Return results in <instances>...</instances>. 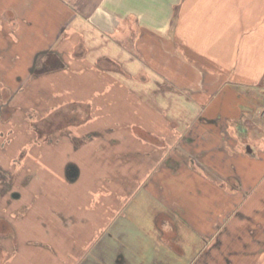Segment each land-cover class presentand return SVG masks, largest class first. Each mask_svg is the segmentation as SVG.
<instances>
[{
  "label": "crops",
  "instance_id": "1",
  "mask_svg": "<svg viewBox=\"0 0 264 264\" xmlns=\"http://www.w3.org/2000/svg\"><path fill=\"white\" fill-rule=\"evenodd\" d=\"M2 1L0 5H5L4 8L26 10L25 17L16 15L15 18L17 23L24 21L29 26L30 32L28 27L26 32L30 36L38 32L35 26L39 24L35 20L38 13L36 11L35 14L34 10L41 8L44 18L40 23L41 34L36 35L43 42L34 48L35 56L56 54L63 66H54L44 73L62 71L64 75L54 77L50 83L51 87L57 88L56 92L43 88L44 101L34 100L31 105L28 104L31 98L24 94L35 70L32 68L30 76L22 81L17 78L19 86L16 85L18 89L14 91L16 104L20 107L17 117L25 120L23 124L26 127L23 125L17 129L15 146L8 149L0 147V164L3 167L13 165L10 157H17L23 163L15 168L12 192L0 193V218L12 224L11 228L2 227L4 222L0 221V264H264V126L257 122V119H264V0ZM0 18L4 20V17ZM90 33L95 39L90 38ZM28 35L25 39H35ZM14 40V57L17 59L21 55L18 51L19 38ZM103 59H110L115 65L105 66ZM94 67L98 73L96 76L87 73ZM146 72H157L160 77L162 73H168L169 81L166 76H163L164 79L148 80L144 76ZM76 75L79 77L78 87L81 80L93 83L90 87L94 90L87 93L89 95L79 96L78 89L65 87V81L76 79ZM42 80L46 82L48 76H43ZM120 87L129 94L134 91L139 98L138 104L143 102L156 113L163 114L162 109L166 108L163 103L168 101V111L174 113L175 121L180 119L178 104L186 103L188 112H191L188 115L200 124L203 120L208 123L233 118L227 115V112L235 113L236 105L232 102L227 112L212 104L219 98L225 99L226 89L236 90L234 96L237 100L243 95L239 92L241 88L249 89L246 95L250 106H253L250 114H254L255 123L249 128L251 141L246 144L245 153L242 154L238 147L231 152L227 147L218 149L220 168L222 173L225 172L220 176L221 180L235 184V188L229 189L223 182L217 183L204 160H198L196 166L177 175L171 166H163L161 157L157 159L156 154L149 155L151 150H147L148 157L157 169H153L150 177H145L150 169L146 161H142V166H132L131 175L127 163H121V172H109L111 185L115 184L114 173L117 172L116 176H120L118 183H128L132 176L133 183L144 184L145 188L153 181L158 182L156 175L161 178L163 169L169 168L170 192L178 193L182 200L181 207L175 209L176 216L180 214L185 222L177 225L172 217L162 221H168L172 226L178 246L184 244L185 235H192L186 238V245L188 239L191 246L201 242V251L186 257L171 248L161 256L160 248L153 247L154 236L147 232L151 229H141L140 225L136 230L146 243L139 235L129 242L123 241V236L129 231L121 218L126 213L114 212L112 207L108 209L107 206L102 221L96 213L91 227L82 230L93 234L88 238L85 234L84 245L73 241L67 249L61 250L62 257L57 259H20L25 244L34 243L33 246L40 248L37 244L44 241V238L29 235L38 230L32 228L30 232L27 226L30 213L39 205L40 198H32L22 192L32 181L29 151H25L26 147H31L27 144L30 134L26 133L30 125L29 113L40 114L39 117L54 113L63 115L66 111L61 107L66 103H86L90 110L102 107L93 103V96L103 90L107 94L113 90L115 94H123ZM241 110L239 107L238 112ZM63 119H66L64 115ZM170 119L172 122L173 117ZM149 132L155 135L162 133ZM22 135L24 137L20 138ZM59 136H53L57 138L53 145L60 142L62 137ZM40 146L44 148V143ZM145 151L138 150L143 152L144 157ZM113 188H110L111 198L114 197ZM13 189L18 191L16 196ZM77 211L70 209L66 214L75 217ZM79 214L81 217L77 220L72 218L70 223L64 219L65 229L71 231L77 225L74 222L80 221L83 225L88 221L90 215ZM67 225L71 227L67 228ZM10 230H13L14 238L7 237ZM118 232L124 233L121 237L123 243L118 239L115 241ZM114 248L122 250L115 253Z\"/></svg>",
  "mask_w": 264,
  "mask_h": 264
},
{
  "label": "rangeland",
  "instance_id": "2",
  "mask_svg": "<svg viewBox=\"0 0 264 264\" xmlns=\"http://www.w3.org/2000/svg\"><path fill=\"white\" fill-rule=\"evenodd\" d=\"M2 3H4V0ZM3 6L5 7V5ZM4 7H0V16L4 17V20L0 18V86L11 84L13 87L10 86V88L15 91L16 85L19 86L17 78H20L21 81L24 78L26 79L27 76H30L32 68L34 69L32 64L34 63L35 65L37 61V56H35L36 49L34 48H37L43 42L39 40V35L36 34H41L42 24L40 23H42L44 17L41 16V8H35V14L36 11L38 13L35 20L39 21V24L35 25L38 32H33L35 34L30 36V33L28 35V32H26V27H28L29 31V26L24 21L17 23L15 18L16 15L25 17L26 10L20 7L18 9H15V7L11 9ZM14 30L17 32L15 33ZM92 34L90 33V38L95 39ZM27 35L29 38L34 37L35 39L33 41L25 39ZM16 37L19 38L18 51L21 52L17 59L14 57L16 51L13 43ZM103 63L105 66L115 65L110 59ZM44 72L46 71L43 69H36L33 72L24 94L28 99H32L28 100V104L34 100L44 101V95L41 90L46 89L56 92L57 88L51 87L50 83L54 77H63L64 75L62 71ZM87 73L95 76L98 74L96 67ZM45 75L48 76V80L43 82L42 78ZM78 75L74 76L76 79L66 80L65 87L78 89L79 96L89 95L87 93L94 90L90 87L93 83L89 81L88 84L81 80V86L78 87ZM162 75L166 76V78L160 77L161 75L157 72H146L144 74L148 80L165 78L169 81L168 73H162ZM1 88L0 92L2 95L9 94V88ZM119 90L123 94H115V90L107 94L103 90L101 94L93 96V103H99L102 107H95L94 109L92 107L90 110V108L87 109L89 105L85 106L86 103H81V105L66 103L61 107L66 111L63 114L66 119H63L61 113L59 116L56 113L51 114L54 119L62 122L61 126H64L63 129L56 131L53 135L54 137L58 135L62 137L58 144L53 145L51 143L49 145L48 142H44V148H42L38 140L40 135L35 139L37 134L36 131L34 132L33 142L35 145L30 148L28 156L32 181L22 192L32 198H40L39 205L30 213V220L27 226L30 232H32V228H37L38 230L29 235L39 236L44 238V241L37 244L40 248L33 246L34 243L25 244L20 259H29L31 257L35 260L57 259L62 257L61 250L67 249V246L71 245L73 241L77 240L78 243L84 245L86 235L88 238L93 234L92 232L86 234L82 230L86 229V227H91L96 213L98 219L102 221L104 219L103 213L107 206L108 209L112 207L114 212L126 213L121 218H123L124 225L129 228L126 234L127 237L124 233L118 232L115 235V241L118 239L120 243H123L121 237L124 235L123 241L129 242L133 237L139 235L136 228H139L138 226L140 225L141 229H148L147 227L151 229H148L147 232L149 235L154 236L155 242L152 245L160 248L161 256L168 253L171 248L186 257L194 256L201 251V242H195V245L191 246L189 245L190 239H188V244L186 245V238L192 235H185L183 237L184 244L178 246L174 240L175 231L162 224V219L166 217H172L177 225L185 222L180 214L176 216L178 214L176 212L177 207H181L182 200L177 195L178 193L170 192L169 178L171 174L168 170L169 168L163 169L161 178L156 175V179L158 182L161 179V183L153 181L145 185L146 189L143 187L144 184L133 183L132 176L129 179V184H121L120 181L118 183L120 176L119 178L116 176L117 172L114 173L115 184L111 185L109 172L113 170L114 172L116 170L121 172V163H127L130 165L128 170L131 172L129 175H131L133 172L131 171L132 166H135L134 168L138 164L142 166V161H146V165H150V169L147 170L145 177H150L153 169L156 170L157 168L154 167V163L151 165V159L148 156L154 154H156L157 159L161 157L163 166H171L172 171L177 175L186 172L187 168L190 170L191 167L196 166L198 160H204L205 164L210 166L209 173L210 175H215L217 183L223 182L227 188H235V184L221 180L220 176L225 172L222 173L220 168L218 149L227 147L231 152V149L238 147L242 150V154L245 153V146L251 141L249 128L255 123L254 114H250V111H253V106H250L246 95V91L248 92L249 89L241 88L239 92L243 93V95L238 100L234 96V94H237L236 90L226 89L227 95L230 94L231 96L226 95L224 100L219 98L212 104L216 108L227 112L232 102V105H236V110H233L235 113L227 112V115H232L233 118L222 121L214 120L208 123L203 120L201 124L198 120L195 121L192 119L193 117L189 116L191 112H188L186 103L178 104L179 120H181L179 122V120L175 121L174 113L171 114L168 111V101L163 103V106L166 107L162 109L163 114L161 112L156 113L147 104L143 102L138 104L139 98L134 91L129 94L125 88L121 89L120 87ZM118 94L119 97H117ZM32 104L34 105V102ZM75 107L77 109L73 110ZM239 107L242 109L241 112H238ZM35 114V117L39 118L40 114ZM70 115H76V117L73 119ZM192 115L194 116V113ZM258 116L260 117L259 114ZM170 117H173L172 122ZM261 119H257L258 125L264 126V119ZM186 125H189V127ZM24 127H26V124H24ZM149 131L162 133L155 135ZM91 133L97 134L90 137ZM85 135L88 136L85 137ZM22 137L24 135L20 138ZM27 139L29 140L30 137L27 136ZM16 144L17 141L13 146ZM138 150L145 151V157L143 152H138ZM147 150L152 152L149 153ZM42 152L44 154L41 157ZM113 163L117 164L113 166ZM111 166L114 168L111 169ZM72 168L75 169L73 174L69 171ZM205 171H207L206 168ZM26 173L28 176L27 171ZM110 188H113V198H111ZM70 209L81 210L77 211L76 216L73 217L66 214V211L68 212ZM178 211L181 213L180 210ZM79 213L90 215L88 221L83 223V225L82 223L80 224V221L74 222L77 225L71 231L65 229L64 219L66 218V223H70L72 218L77 220L81 217ZM84 224L88 225L85 226ZM69 227L71 226L67 225V228ZM182 229L186 230L185 228ZM188 232L184 233L187 234ZM139 236L143 238L142 235ZM143 241L146 243L145 238H143ZM114 250L115 253H118V250L122 249L114 248ZM38 261L40 262V260Z\"/></svg>",
  "mask_w": 264,
  "mask_h": 264
},
{
  "label": "flooded vegetation",
  "instance_id": "3",
  "mask_svg": "<svg viewBox=\"0 0 264 264\" xmlns=\"http://www.w3.org/2000/svg\"><path fill=\"white\" fill-rule=\"evenodd\" d=\"M36 60L37 61L34 65V70L36 69L47 70L54 66L55 67L63 66L57 55L54 53L37 56ZM1 87L9 88L8 95H2L0 92V147L3 146L5 147V149H8L15 143L16 130L19 129V126L22 127L24 125L23 121L25 120L21 121L17 117V111L19 110L20 107L18 106V104H16L17 98L15 97L16 96L15 92L12 91V89L10 88V85L0 86V90L2 89ZM70 117H73L74 119L76 115L73 116L70 115ZM70 117H68V119H70ZM28 118L30 125L26 128L27 129L26 133L30 134V139L27 142V144H29L31 147L35 145V143L33 142L35 131L37 134L35 139H37V137H39L40 135L38 140L40 141L39 145H41L44 142H48V143L55 142L54 140L57 138L53 137L54 133L56 131H59L60 129H63L64 127L61 126L62 123L61 121H57L50 115H45L43 117L37 118L33 113H29ZM94 134L97 133H91L90 137L93 136ZM87 136L88 135H85V137ZM26 148L27 149H25V151L30 150L29 146ZM10 158L13 165H9L8 167H3V165L0 164V193L8 192V191L12 192V187L16 176L15 168L18 166V164L23 163L22 161H18L17 157H10ZM69 171L71 174L75 173L74 168L70 169ZM13 195L16 196L17 193L14 192ZM0 221L4 222L2 227L11 228L12 224L10 223V221L5 220L4 218H0ZM162 224L165 227H169V228L172 227L170 226V223L168 221L163 222ZM12 231L10 230V232L7 233V237L10 238L15 237Z\"/></svg>",
  "mask_w": 264,
  "mask_h": 264
},
{
  "label": "water",
  "instance_id": "4",
  "mask_svg": "<svg viewBox=\"0 0 264 264\" xmlns=\"http://www.w3.org/2000/svg\"><path fill=\"white\" fill-rule=\"evenodd\" d=\"M247 149L250 151L251 150V147L248 146Z\"/></svg>",
  "mask_w": 264,
  "mask_h": 264
},
{
  "label": "trees",
  "instance_id": "5",
  "mask_svg": "<svg viewBox=\"0 0 264 264\" xmlns=\"http://www.w3.org/2000/svg\"><path fill=\"white\" fill-rule=\"evenodd\" d=\"M107 61L106 59H103V62Z\"/></svg>",
  "mask_w": 264,
  "mask_h": 264
}]
</instances>
